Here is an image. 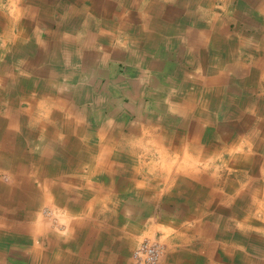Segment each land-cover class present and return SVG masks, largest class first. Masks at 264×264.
Instances as JSON below:
<instances>
[{
    "label": "crops",
    "instance_id": "0c3cea01",
    "mask_svg": "<svg viewBox=\"0 0 264 264\" xmlns=\"http://www.w3.org/2000/svg\"><path fill=\"white\" fill-rule=\"evenodd\" d=\"M261 213L264 0H0V264H264Z\"/></svg>",
    "mask_w": 264,
    "mask_h": 264
},
{
    "label": "built area",
    "instance_id": "2783aa9c",
    "mask_svg": "<svg viewBox=\"0 0 264 264\" xmlns=\"http://www.w3.org/2000/svg\"><path fill=\"white\" fill-rule=\"evenodd\" d=\"M164 247L161 242L145 240L133 251L134 264H158Z\"/></svg>",
    "mask_w": 264,
    "mask_h": 264
},
{
    "label": "rangeland",
    "instance_id": "374dc122",
    "mask_svg": "<svg viewBox=\"0 0 264 264\" xmlns=\"http://www.w3.org/2000/svg\"><path fill=\"white\" fill-rule=\"evenodd\" d=\"M32 133H30L29 135H31ZM3 177H5V178H7V175L6 174H3ZM41 213H42V216H44V218H45V220H47V219H49V217H50V215H52V210L50 209V208H48V207H45V209L44 210H41ZM260 214V213H259ZM264 213H261V215H263ZM35 216V218H33ZM33 217L32 218H29V219H25V218H21V230H22V232H18L16 235H13V237H8L7 235L6 236H2L1 237V240H3V241H5L4 242V244H6V246L8 245H10V247H16V246H18L19 245V241L18 240H20L19 238H21V237H19V235H22L23 236V234L25 233V231H27L30 227L29 226H31V224H32V222H33V220L34 219H36V217H37V215L36 214H34L33 215ZM38 219V218H37ZM37 219H36V222H37ZM42 225H44V223H42ZM234 230H238V228H235L234 227ZM4 231V230H3ZM163 232H160V234H159V237H157V238H155V239H150V238H148V239H144V240H142L141 242H143V241H145V240H150V241H158V242H160V240H159V238H160V235L162 234ZM19 234V235H18ZM164 234V233H163ZM9 236H11V235H9ZM31 236V235H30ZM13 238V239H12ZM140 242V243H141ZM140 245V244H139ZM138 245V246H139ZM137 246V247H138ZM136 247V248H137ZM135 248V249H136Z\"/></svg>",
    "mask_w": 264,
    "mask_h": 264
}]
</instances>
